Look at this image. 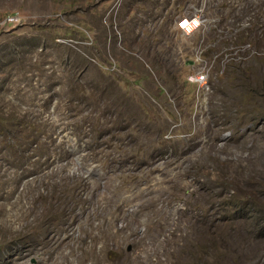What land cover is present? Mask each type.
Listing matches in <instances>:
<instances>
[{
	"label": "rangeland",
	"instance_id": "1",
	"mask_svg": "<svg viewBox=\"0 0 264 264\" xmlns=\"http://www.w3.org/2000/svg\"><path fill=\"white\" fill-rule=\"evenodd\" d=\"M259 58L264 0H0V264H264Z\"/></svg>",
	"mask_w": 264,
	"mask_h": 264
},
{
	"label": "trees",
	"instance_id": "2",
	"mask_svg": "<svg viewBox=\"0 0 264 264\" xmlns=\"http://www.w3.org/2000/svg\"><path fill=\"white\" fill-rule=\"evenodd\" d=\"M254 32H257V31H254ZM257 38H258V36L255 35L254 39L256 41H257ZM256 62L263 64L264 59L259 58L258 61H256ZM236 72L238 73V78L242 79L245 82L244 84L241 83L239 85V88L242 91V93L240 95V99L244 102L243 103L244 106L241 107V110L239 112L244 113L246 115L254 116L258 111V99L264 98V88L262 87V85H260L262 83L257 78L253 77L251 79V77L249 75H247L246 71H243L241 69L240 70L237 69ZM252 75L255 76V74L253 72H252ZM172 80L175 82L176 79L172 78ZM263 85H264V81H263ZM251 105H252V108L250 110H248V107ZM160 131H161V128L158 126L150 138H145V139L139 138V139L141 141L150 140L153 142L154 145H155V143H157L158 146H160L161 148L168 149L169 148V141L168 140H166V141L160 140V142H159V139H158V142H155V140L157 139V134H160V137H161Z\"/></svg>",
	"mask_w": 264,
	"mask_h": 264
},
{
	"label": "built area",
	"instance_id": "3",
	"mask_svg": "<svg viewBox=\"0 0 264 264\" xmlns=\"http://www.w3.org/2000/svg\"><path fill=\"white\" fill-rule=\"evenodd\" d=\"M17 22H19L17 17H7L2 21L1 24H15ZM203 23L204 21L200 17L186 18L181 21H178V27L182 34L190 36L197 29H199ZM195 60L201 61V54L196 56ZM186 82L194 87L195 98L197 99L196 104H198L200 101L199 98L201 93H204L208 90L206 74L201 70L196 73H191L186 76Z\"/></svg>",
	"mask_w": 264,
	"mask_h": 264
},
{
	"label": "water",
	"instance_id": "4",
	"mask_svg": "<svg viewBox=\"0 0 264 264\" xmlns=\"http://www.w3.org/2000/svg\"><path fill=\"white\" fill-rule=\"evenodd\" d=\"M188 65H190L191 64V62H189V63H187Z\"/></svg>",
	"mask_w": 264,
	"mask_h": 264
}]
</instances>
